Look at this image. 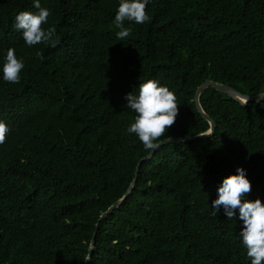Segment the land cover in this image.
<instances>
[{"label":"trees","instance_id":"trees-1","mask_svg":"<svg viewBox=\"0 0 264 264\" xmlns=\"http://www.w3.org/2000/svg\"><path fill=\"white\" fill-rule=\"evenodd\" d=\"M56 47H28L14 27L33 0H0V66L15 49L24 69L0 71V264H251L238 210L213 215L222 180L245 170L264 203V100L241 105L212 87L198 95L211 135L146 150L126 129V95L154 80L178 115L161 140L207 130L193 95L204 80L244 95L264 91V0H148L145 24L125 22L120 0H39ZM37 53H42L43 59ZM159 142V141H157ZM124 200L97 220L119 199ZM95 223L97 226L95 228ZM94 231V234H93Z\"/></svg>","mask_w":264,"mask_h":264},{"label":"clouds","instance_id":"clouds-1","mask_svg":"<svg viewBox=\"0 0 264 264\" xmlns=\"http://www.w3.org/2000/svg\"><path fill=\"white\" fill-rule=\"evenodd\" d=\"M147 4L148 0H120L113 21L119 29L117 39L123 40L131 35L132 29L125 27L126 21L141 25L150 21L151 18L146 13ZM33 6L38 11H20L15 15L13 27L22 32L23 41L30 48L38 44L56 47L59 38L55 28H43L50 11L41 7L39 0H33ZM37 55L43 59L42 53ZM24 67V62L17 58L15 49H7L0 66L3 80L10 84L19 83ZM125 99L126 107L135 113L134 122L126 129L127 133L135 134L146 150L157 149L160 146L157 141H161L178 115L175 94L158 82L148 80L139 84L137 94L129 93ZM8 131L7 125L0 121V144L5 142ZM250 192L251 183L246 178L245 170L237 167L236 174L222 180L217 189L218 196L211 202V207L213 215H217L222 208L228 220L235 219L238 210L239 219L243 223L239 236L247 258L251 264H264V203L259 199H245Z\"/></svg>","mask_w":264,"mask_h":264},{"label":"water","instance_id":"water-1","mask_svg":"<svg viewBox=\"0 0 264 264\" xmlns=\"http://www.w3.org/2000/svg\"><path fill=\"white\" fill-rule=\"evenodd\" d=\"M207 87H212L213 89H215L216 91H218L219 93L225 94L228 97H230L231 99L237 101L238 103H240L241 105H245L248 102H260L262 100H264V91L253 94V95H244L239 93L238 91H236L235 89H233L232 87L219 83V82H214L211 80H204L202 81L196 88L194 91V95H193V103L194 106L197 110V112L200 114V116L205 119L208 122V128L206 131L202 132V133H198L192 136H185V137H176V138H165L161 141H159L158 143L161 145L164 144H168V143H182V142H186V141H190L193 139H198V138H205L208 137L209 135L212 134L213 129H214V122L203 112V110L201 109L199 102H198V95L199 93L204 90ZM156 150V149H155ZM155 150H149V152L142 157L134 170V175L136 174L138 165L141 161L149 159L152 155V153ZM132 182L133 180L129 183L128 187L126 188L125 192L123 193V195L117 199L116 201H114L112 204H110L103 212L100 213V215L98 216V221L105 218L114 208H117L118 205L124 200V198L129 194L131 187H132ZM97 226V223H95V228ZM94 234V231H93ZM93 244V235L90 238L88 247H87V253L84 257V262L83 264H87V261L89 259V255H90V251H91V247Z\"/></svg>","mask_w":264,"mask_h":264}]
</instances>
